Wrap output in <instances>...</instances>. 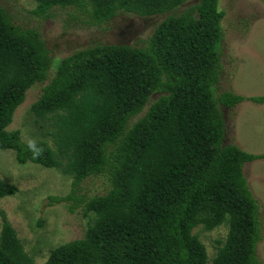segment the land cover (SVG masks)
Listing matches in <instances>:
<instances>
[{
  "label": "trees",
  "instance_id": "obj_1",
  "mask_svg": "<svg viewBox=\"0 0 264 264\" xmlns=\"http://www.w3.org/2000/svg\"><path fill=\"white\" fill-rule=\"evenodd\" d=\"M33 1L30 12L43 20L57 8L93 23L121 12L165 16L146 47L106 43L57 58L36 27L18 24L0 4V149L14 150L19 164L70 177L72 192L50 201L68 202L71 212L82 207L89 217L83 236L51 249L45 264H209L194 232L199 226L228 228L212 264H262L260 204L244 167L264 154L225 141V108L247 97L221 88L220 0H199L181 12L187 0ZM40 83L31 106L39 139L24 142L8 126ZM92 177H103L107 191L82 193ZM19 190L0 178V201ZM2 215L0 264H33Z\"/></svg>",
  "mask_w": 264,
  "mask_h": 264
},
{
  "label": "rangeland",
  "instance_id": "obj_2",
  "mask_svg": "<svg viewBox=\"0 0 264 264\" xmlns=\"http://www.w3.org/2000/svg\"><path fill=\"white\" fill-rule=\"evenodd\" d=\"M197 2L199 0H187L177 12ZM0 4L11 12L18 24L36 27L50 54L57 58L106 43L146 47L156 25L165 18H144L121 12L109 22L93 23L89 15L78 12L69 16L70 9L57 8L54 17L43 20L30 12L35 7L33 0H0ZM219 7L225 11L221 88L247 97L233 109L225 108V141L236 143L250 153L264 154V102L256 103L249 99L251 96H264V0H220ZM43 86L36 84L27 91L24 103L17 108L8 126L9 130H20L24 142L39 139L32 136L38 127L34 123L31 106L40 97ZM157 97L154 94L149 104ZM48 140L53 144L50 138ZM244 173L260 204L262 238L258 244V257L264 264V157L247 162ZM0 178L18 185L20 189L16 195L0 201V230L4 212L23 241L25 250L33 257V264H45L51 249L83 236L89 220L83 208L78 207L71 212L68 202L50 201L51 196H65L72 192L70 177L57 169L30 161L19 164L14 150L0 149ZM107 184L103 177H92L82 184V193L102 194L107 191ZM194 232L206 244L209 264H212L216 241L226 238L228 228L221 226L206 231L199 226Z\"/></svg>",
  "mask_w": 264,
  "mask_h": 264
}]
</instances>
